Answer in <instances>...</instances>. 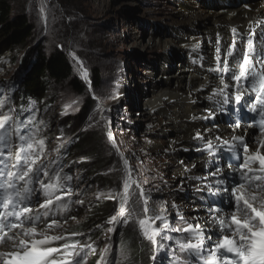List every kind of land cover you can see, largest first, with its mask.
Masks as SVG:
<instances>
[{
  "label": "snow or ice",
  "instance_id": "6c2138e0",
  "mask_svg": "<svg viewBox=\"0 0 264 264\" xmlns=\"http://www.w3.org/2000/svg\"><path fill=\"white\" fill-rule=\"evenodd\" d=\"M231 33V42L223 44L217 34L213 44L215 66L208 69L215 73V82L209 81L200 89L210 90L206 99L213 107L207 116L192 119H215L217 107L219 111H227L225 105H240L244 97H248L244 106L255 114L254 120L259 117L249 127H258L259 136L253 134L250 148L246 135L237 134L241 128L239 120L231 125L232 134L228 138L215 134L214 129H205L212 133L208 138L197 131L192 139L200 142L202 147H197L196 151L206 152L212 158L206 163H216L218 157L226 155L230 161L228 171L215 166L206 176L186 177L200 181L196 190L206 191L210 197H220L226 207L209 204L206 208L208 217L201 223V218L196 216L185 219L173 202L171 207L176 210L178 219L177 226L172 227L165 202H160L159 214L149 215L151 197L138 181L130 184L125 180L122 193L107 196L118 200L120 205L117 214L107 221L113 225L108 232H115L118 224L127 226L135 216L142 235L153 245V262L157 259L155 253L164 247L157 238L173 239L161 235L167 229L187 234L175 239L179 253L173 254L174 264H192L193 256L199 264H264V19L250 26L246 35L238 33L236 27L231 28ZM257 35L259 42L255 43ZM81 75L88 80L87 70H82ZM93 98L97 99L94 94ZM21 127L8 116L0 119V264H81L87 252L96 253L94 241L81 244L78 240L71 242L64 234H50L62 227L56 214L59 208L66 207V201L72 195L63 183L72 177H61L58 171L49 167L52 162L45 160V141L35 135L21 134ZM109 138L115 145L111 133ZM124 165L127 171V159H124ZM190 171L185 166L184 172ZM132 185L136 187L135 192ZM180 187L183 190V182ZM133 196L141 204L142 216L134 210L130 212L127 207ZM157 221H160L159 227ZM83 235L70 234L71 237ZM88 240H91L90 236ZM55 242L62 243L54 246ZM108 251L105 245L97 264H112ZM121 258L118 264L127 259L123 250Z\"/></svg>",
  "mask_w": 264,
  "mask_h": 264
},
{
  "label": "rangeland",
  "instance_id": "374dc122",
  "mask_svg": "<svg viewBox=\"0 0 264 264\" xmlns=\"http://www.w3.org/2000/svg\"><path fill=\"white\" fill-rule=\"evenodd\" d=\"M21 1L20 7L25 10L34 29V41L32 46L23 52L24 56L26 57L30 49L34 48H41L46 53L53 48H64L72 61L74 75L86 86V94L83 96L74 95L66 85L50 86L52 95L51 104L46 112L47 121L37 137L45 141V160L56 166L55 170L60 176L62 170H65L67 175L72 177L71 180L63 182L72 195L66 201V207L61 208L63 213V218L60 219L61 230L58 228L53 233L66 235L65 228L80 224L90 203L94 204L98 200L118 203V200L108 199L107 196L122 193L125 180H129L130 184L132 181H138L151 197L148 204L149 215L159 214L160 202H165L169 224L176 227L177 212L171 207L174 202L184 218L191 220L197 213L196 204L195 202L192 206L188 204L187 198L190 193L186 188L184 176H180L184 173L185 166L189 167L191 155L170 145V138L166 135L169 127L165 123L167 118L159 113L160 111L149 114L148 120L141 119L137 114L144 101L153 96L152 89L144 82L145 67L157 62L161 50L156 48L142 51L136 47L135 38H143L145 41L151 36L158 38L168 31V28L174 26L178 20L175 4L170 0H70L75 7V10L72 9L75 17L65 18L55 0ZM76 8L79 11H76ZM63 19L78 29L71 28L72 33L69 36L72 38L59 42L57 35L64 36L66 33ZM151 26H154L153 29ZM75 52H81L83 57L79 58ZM94 67L101 70L102 85L99 91H93L90 87L89 70ZM19 69L20 66H1L0 85L8 87V83L16 78ZM82 70H87L88 80L82 77ZM93 94L97 99L93 98ZM87 98H91L93 105L80 125L81 119L76 118L82 112V106ZM161 102V105L170 111L163 100ZM71 132H78L82 137L91 134L92 137L98 135L103 138L104 144L107 145L104 149L107 152L106 156L113 155L104 174L100 173L109 174L107 176L113 181L107 187L98 186L97 182L96 185L92 184L91 179L86 176L85 172L92 164V158L71 159L63 165L59 164L61 148L68 139L75 138ZM109 133L114 138L115 145L109 138ZM169 134L172 136L171 130ZM84 140L86 142L88 138ZM108 145L113 148V152L109 151ZM85 153L87 155V152ZM124 159L129 161L127 171ZM181 182L183 190L180 187ZM134 188L135 185H132L133 192L136 191ZM127 207L130 212L134 210L135 213L140 212L142 216L141 205L137 202L136 196L132 197ZM156 223L160 225V221ZM107 224L108 227L96 240L91 237L88 241L89 231L81 230L84 234L80 236L81 243L94 241L98 257L107 245L109 259L112 260V264H118L122 259V248H117V241H112L113 232H108V229L113 225ZM115 227L129 230L130 233L142 234L135 216L127 226L118 224ZM123 253L127 259H124L122 264H129L128 252ZM153 264H160L158 257Z\"/></svg>",
  "mask_w": 264,
  "mask_h": 264
},
{
  "label": "bare ground",
  "instance_id": "6f19581e",
  "mask_svg": "<svg viewBox=\"0 0 264 264\" xmlns=\"http://www.w3.org/2000/svg\"><path fill=\"white\" fill-rule=\"evenodd\" d=\"M170 1L175 4V13L178 17L175 25L158 38L151 36L146 41L143 38H135L136 47L138 46L142 51H151L156 48L161 50L157 62L150 64L148 68L145 67L144 82L152 89L153 96L144 101L137 114L141 119L148 120L149 114L160 111L159 113L167 118L165 123L169 127L166 135L170 138V145L174 148L176 146L178 151H185L186 154L191 155L188 167L191 171L184 172L180 176H184L186 188L190 193L188 204L192 206L195 200L204 198L203 208L198 204L197 213L193 215L201 218L203 223L208 217L206 211L208 199L205 197L207 192H198L196 188L201 182L189 180L186 177L206 176L215 165L206 163L212 159L206 152L196 151V148L202 147V144L192 138L197 131L206 138L211 136L212 133L205 132V129H214L215 134L228 138L232 134V128L230 123L223 121L221 115L224 113L219 111L218 107L215 119L193 120L192 117L207 116L208 110L213 107L212 103L206 99L210 90L201 91L200 89L209 81L215 82V73H210L208 69L215 66L213 44L217 34L220 35L222 44L225 41L231 42L232 27H236L241 35L248 34L250 26H255L256 21L264 19V0ZM153 27L151 26V29ZM258 32L259 29H257ZM254 42H259L258 35ZM197 44L200 45L199 48L195 47ZM158 81L161 84L158 85ZM162 100L170 111L161 105ZM170 130L172 136L169 134ZM249 131L248 126L241 124L237 134L246 135ZM256 136L258 137L259 134ZM249 145L251 148V142ZM192 165L196 167L193 168ZM224 170L227 173L228 169L224 168ZM210 198L209 200L212 201Z\"/></svg>",
  "mask_w": 264,
  "mask_h": 264
},
{
  "label": "trees",
  "instance_id": "16d2710c",
  "mask_svg": "<svg viewBox=\"0 0 264 264\" xmlns=\"http://www.w3.org/2000/svg\"><path fill=\"white\" fill-rule=\"evenodd\" d=\"M21 2V0H0V64L7 61L9 65L20 66L19 75L11 82L10 91L6 98L2 100V104L10 102V111L6 116L22 125L20 128L21 134L36 136L40 133L39 124L47 121L46 112L51 104L50 98L52 95L50 86L66 85L77 96L86 94V86L74 75L72 61L68 58L64 48H53L49 53L41 48H34L30 49L26 57L24 56L23 52L32 46L31 44L34 41V29L25 10L20 7ZM54 2L62 10L61 12L65 18L75 17L73 12L75 7H73L70 0H55ZM76 11H79L78 8H76ZM62 23L65 26L66 33L64 36L57 35L59 42L62 39H65V41L70 40L72 38V36H69L72 33L70 29L76 27L68 24L64 19ZM77 29L76 27L74 30ZM75 55L79 58L83 57L81 52H75ZM89 71L90 87L93 91H99L102 85L101 70L94 67ZM8 76L11 77V75ZM92 105L91 98H87L82 106V112L76 118V120L81 119L79 121L80 125ZM13 116L14 119H12ZM98 132L100 133L101 130H98ZM71 133L75 138L71 142L72 148H68V154L67 151L64 153V156L67 155V161L92 158V164L85 172L86 176L91 179L92 184L96 185L95 182H97L98 186L107 187L113 181L110 180V176H107L109 174H103L113 155L106 156L107 152L104 149L107 145L104 144L103 138L98 135L92 137L91 134L82 137L79 136L78 132ZM84 138H88V140L85 142ZM109 148V151L113 152V148L111 146ZM85 152H87V155ZM102 172L103 174L100 175ZM116 208L117 202L111 200L108 202L98 200L94 204L90 203L81 223L66 228L65 234L82 233L81 230H88L90 233L88 237L90 236L96 240L108 227V219L116 215ZM151 210L153 211V209ZM137 213L140 214V212ZM97 225L100 227H97ZM120 232L121 238H119ZM115 234L114 239L117 241V248L121 247L123 251L128 252L129 264H152L151 245L143 236L136 232L130 233L129 230L125 231L122 228H118V232ZM77 240L81 243L80 236H75L73 241ZM97 259L98 253H92L88 264H95Z\"/></svg>",
  "mask_w": 264,
  "mask_h": 264
}]
</instances>
